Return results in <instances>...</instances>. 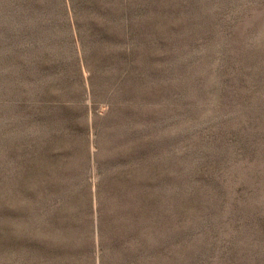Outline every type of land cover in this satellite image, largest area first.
<instances>
[{"label": "rangeland", "instance_id": "rangeland-1", "mask_svg": "<svg viewBox=\"0 0 264 264\" xmlns=\"http://www.w3.org/2000/svg\"><path fill=\"white\" fill-rule=\"evenodd\" d=\"M0 264H264V0H0Z\"/></svg>", "mask_w": 264, "mask_h": 264}]
</instances>
